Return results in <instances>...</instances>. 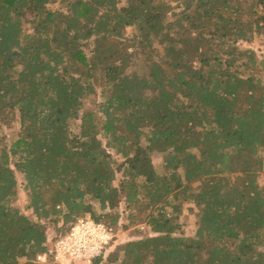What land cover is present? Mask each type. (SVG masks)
Listing matches in <instances>:
<instances>
[{"label":"trees","instance_id":"obj_1","mask_svg":"<svg viewBox=\"0 0 264 264\" xmlns=\"http://www.w3.org/2000/svg\"><path fill=\"white\" fill-rule=\"evenodd\" d=\"M58 1L0 0V264L123 213L94 264H264V0Z\"/></svg>","mask_w":264,"mask_h":264},{"label":"built area","instance_id":"obj_2","mask_svg":"<svg viewBox=\"0 0 264 264\" xmlns=\"http://www.w3.org/2000/svg\"><path fill=\"white\" fill-rule=\"evenodd\" d=\"M114 239V229L91 217L79 220L67 235L59 239L52 250L54 264H81L93 261L107 252ZM39 255L37 262H45Z\"/></svg>","mask_w":264,"mask_h":264},{"label":"rangeland","instance_id":"obj_3","mask_svg":"<svg viewBox=\"0 0 264 264\" xmlns=\"http://www.w3.org/2000/svg\"><path fill=\"white\" fill-rule=\"evenodd\" d=\"M61 0H59L57 3L52 4L49 6L52 10H58L63 6V4L60 3ZM126 0H123L125 2ZM128 33L131 34L134 30L129 28ZM242 48H251L255 50L260 57H264V39H257L253 43H241ZM91 48L85 47V51L89 53V50ZM146 132H149V130H146ZM10 139V138H9ZM12 139V138H11ZM10 139V140H11ZM114 158L116 156L113 154ZM121 160V159H118ZM155 162L156 164H160L161 162V156L157 155L155 156ZM19 179V186H18V198L14 202V205L20 208L21 210H24V207L26 206V194L23 190V177L21 175H18ZM259 183L261 185H264V174L260 176ZM95 206L98 208V205L95 204ZM123 211V208L121 209V212ZM197 209L192 204H185L184 211L182 215L179 217V224L181 225L182 229L181 231L186 235H193L196 230L197 225V217H196ZM127 213H123V217L121 218V221L119 222V225L114 228V239L112 242V245L108 248L106 255H108L111 251L116 249L117 247L121 246L122 244H125L132 240L141 239L144 237L152 236V231L148 228L146 224L138 225L135 227L125 228L128 224V220L126 219ZM91 217V216H87ZM47 232L50 235V240H53L51 244L58 240L59 234L56 232L53 228L47 227ZM60 239V238H59ZM56 243V242H55ZM81 264H94L93 261L84 262ZM102 264V263H101Z\"/></svg>","mask_w":264,"mask_h":264},{"label":"crops","instance_id":"obj_4","mask_svg":"<svg viewBox=\"0 0 264 264\" xmlns=\"http://www.w3.org/2000/svg\"><path fill=\"white\" fill-rule=\"evenodd\" d=\"M88 216H90V215H88ZM49 237H50V235H49ZM53 240H50V244H51V242H52ZM52 245H53V248H54V245H55V243L53 244L52 243ZM53 250V249H52ZM39 255H44L45 257H46V260H45V262H37V258H36V260H35V262L37 263V264H49V262H48V259H47V255L46 254H39ZM38 255V256H39ZM37 256V257H38ZM22 262H25V260H23Z\"/></svg>","mask_w":264,"mask_h":264}]
</instances>
